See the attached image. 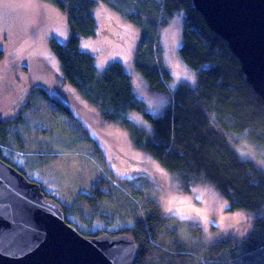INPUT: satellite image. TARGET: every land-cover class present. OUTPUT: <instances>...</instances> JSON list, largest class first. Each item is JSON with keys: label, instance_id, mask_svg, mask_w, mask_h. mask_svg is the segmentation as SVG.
<instances>
[{"label": "trees", "instance_id": "16d2710c", "mask_svg": "<svg viewBox=\"0 0 264 264\" xmlns=\"http://www.w3.org/2000/svg\"><path fill=\"white\" fill-rule=\"evenodd\" d=\"M45 1L65 16L70 32L63 41L55 38L49 41V49L59 63L62 84L72 88L103 120L125 128L134 146L148 153L160 168L175 175L183 190H189L196 182H207L227 200L229 210L257 211L248 234H226L209 242L201 238L203 228L198 222L165 215L157 196L146 197L143 216L131 225H120L117 230L112 228L115 225L104 227L112 214H105L102 209L100 215H95L100 216L102 226L94 225V216L88 215L84 222L88 221L89 227L82 229L78 227L82 218L72 221L68 217L69 214L74 216L73 205L60 203L65 221L84 235L130 234L139 246L136 264H264V169L253 160L241 158L233 147L244 140L264 152V103L246 81L240 62L227 42L208 27L193 1ZM99 3L138 30L134 67L150 91L170 95V102L162 113L153 115L147 111L146 104L135 93L131 76L120 62L113 61L99 70L95 56L80 48L81 37H91L97 32L94 9ZM179 11L183 17L178 54L184 64L195 71V82L180 81L170 91L173 76L165 63L161 31ZM42 60L38 61L39 65L52 70L47 60ZM35 92L51 106L59 107V110H50L45 104L40 110L47 116L43 118L47 128L39 130L52 138L55 136L56 140L61 135L59 124L63 119L56 125L50 116L58 112L73 123V111L41 87ZM132 112L140 113L151 130L132 121L129 118ZM9 124L0 120V144L7 138ZM49 144L52 143L42 145ZM24 150L19 147L17 152L25 154ZM17 152L9 154V148L0 149V158L27 179L26 172L33 176V171L51 163L43 156L19 159ZM29 180L41 184L35 179ZM102 181L92 187V195L80 196L91 201L103 195L99 185ZM133 183L131 180L123 182L129 190ZM148 185L145 183L143 190L133 192L144 194ZM46 196L53 198L51 194ZM189 237L197 238L196 242H191Z\"/></svg>", "mask_w": 264, "mask_h": 264}, {"label": "rangeland", "instance_id": "374dc122", "mask_svg": "<svg viewBox=\"0 0 264 264\" xmlns=\"http://www.w3.org/2000/svg\"><path fill=\"white\" fill-rule=\"evenodd\" d=\"M5 8L9 9L8 14ZM94 14L97 32L91 37H81L80 48L95 56L99 70L113 61L120 62L131 76L135 93L144 101L147 111L153 115L162 113L170 102V95L150 91L134 67L138 31L135 25L103 3L95 7ZM182 17L183 13L177 12L161 31L165 63L173 76L170 91L180 81L195 82V71L178 54ZM173 27L176 33L171 35ZM69 33L65 16L45 0H0V120L10 123L0 149L9 148L12 154L22 147L25 154L19 150L15 154L17 158L49 159L51 163L33 171V176L26 172V176L39 181L42 191L62 205H73L74 216L68 217L72 221L82 218L78 223L82 229L89 227L88 221L84 222L88 215L94 216V225L102 226L100 216H95L100 215L101 209L105 214H112L104 227L115 225L112 228L117 230L120 225H131L143 216L146 197L157 196L165 215L198 222L203 228L204 241H215L226 234H248L257 211L229 210L227 200L207 182H196L189 190H183L175 175L160 168L148 153L134 146L125 128L103 120L72 88L61 83L59 63L49 49V41L52 38L63 41ZM42 59L47 60L52 70L39 65ZM33 71L44 72L49 85L37 82L40 75L35 76ZM39 87L73 111V123L58 112L50 116L56 125L63 119L59 124L61 135L56 140L55 136L52 138L39 130L47 128L43 125V118L47 116L40 112L45 104L50 110H59L35 92ZM129 118L151 130L140 113L132 112ZM74 124L81 126L77 128ZM46 142L52 144L42 145ZM233 147L241 158L253 160L264 169V152L244 140ZM101 180L103 195L91 201L80 196L92 195V187ZM125 180L134 181L131 190L123 184ZM145 183L149 184L146 193L133 192L143 190ZM236 214L240 215L228 218ZM189 240L196 242L197 238L189 237Z\"/></svg>", "mask_w": 264, "mask_h": 264}, {"label": "water", "instance_id": "95a60500", "mask_svg": "<svg viewBox=\"0 0 264 264\" xmlns=\"http://www.w3.org/2000/svg\"><path fill=\"white\" fill-rule=\"evenodd\" d=\"M192 1L264 103V0ZM138 255L128 233H80L57 200L0 158V264H136Z\"/></svg>", "mask_w": 264, "mask_h": 264}, {"label": "flooded vegetation", "instance_id": "af4514ba", "mask_svg": "<svg viewBox=\"0 0 264 264\" xmlns=\"http://www.w3.org/2000/svg\"><path fill=\"white\" fill-rule=\"evenodd\" d=\"M9 8H13V5L10 6ZM7 10H9L8 8H5L4 11H6V13L8 14ZM11 20V18H9ZM31 69V68H29ZM33 74L36 76V75H40V79L37 80V82L39 83H45L46 85H49L48 84V80H47V76L45 75L44 72H38V71H33Z\"/></svg>", "mask_w": 264, "mask_h": 264}, {"label": "bare ground", "instance_id": "6f19581e", "mask_svg": "<svg viewBox=\"0 0 264 264\" xmlns=\"http://www.w3.org/2000/svg\"><path fill=\"white\" fill-rule=\"evenodd\" d=\"M176 33V30H175V28L173 27L171 30H170V34L172 35H174ZM45 194V193H44ZM46 196V195H45ZM47 197V196H46ZM206 214H210V213H208V212H206ZM240 214H236V215H232V216H228V218H235V217H238Z\"/></svg>", "mask_w": 264, "mask_h": 264}]
</instances>
